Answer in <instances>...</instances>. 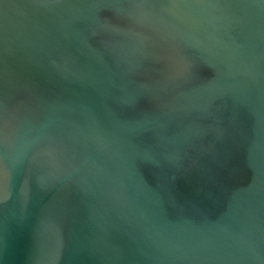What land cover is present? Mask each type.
Here are the masks:
<instances>
[{
    "label": "water",
    "instance_id": "1",
    "mask_svg": "<svg viewBox=\"0 0 264 264\" xmlns=\"http://www.w3.org/2000/svg\"><path fill=\"white\" fill-rule=\"evenodd\" d=\"M0 264H264V0H0Z\"/></svg>",
    "mask_w": 264,
    "mask_h": 264
}]
</instances>
